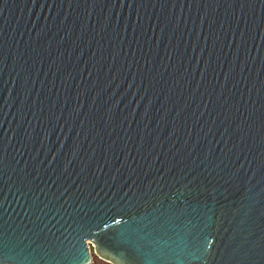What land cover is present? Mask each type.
<instances>
[{"label": "water", "instance_id": "1", "mask_svg": "<svg viewBox=\"0 0 264 264\" xmlns=\"http://www.w3.org/2000/svg\"><path fill=\"white\" fill-rule=\"evenodd\" d=\"M84 218L157 242L112 264H264V0H0V264Z\"/></svg>", "mask_w": 264, "mask_h": 264}, {"label": "snow or ice", "instance_id": "2", "mask_svg": "<svg viewBox=\"0 0 264 264\" xmlns=\"http://www.w3.org/2000/svg\"><path fill=\"white\" fill-rule=\"evenodd\" d=\"M100 227L101 223H93V221L89 220L88 218H84V220L79 221V223L74 226V239L76 240V244L73 245V248L76 251V256L71 264H89L90 256L88 243H91V241L85 243V240L88 237H94L95 239H98L100 241V251L104 252L107 255L117 256L118 258H124L127 252L133 250L141 256H149L156 251L155 244L157 242L151 236L144 239L142 246L135 241L134 237L138 235L135 222H133L132 224H126L122 229V234L128 237V246L116 247L114 252L112 251L111 245L106 247V234L93 231L94 228L99 229ZM104 227H107V225L104 224ZM153 264H159V260L153 257Z\"/></svg>", "mask_w": 264, "mask_h": 264}, {"label": "rangeland", "instance_id": "3", "mask_svg": "<svg viewBox=\"0 0 264 264\" xmlns=\"http://www.w3.org/2000/svg\"><path fill=\"white\" fill-rule=\"evenodd\" d=\"M89 244V247H90V251H91V254H92V257H93V264L94 263H99V264H105L103 263L104 262H109L105 259H103L102 257H100L95 251H94V248H93V245L92 243H88ZM111 263V262H109ZM112 264V263H111Z\"/></svg>", "mask_w": 264, "mask_h": 264}, {"label": "trees", "instance_id": "4", "mask_svg": "<svg viewBox=\"0 0 264 264\" xmlns=\"http://www.w3.org/2000/svg\"><path fill=\"white\" fill-rule=\"evenodd\" d=\"M103 263H105V264H111V263H109V262H104V261H103ZM94 264H99V263H94Z\"/></svg>", "mask_w": 264, "mask_h": 264}]
</instances>
